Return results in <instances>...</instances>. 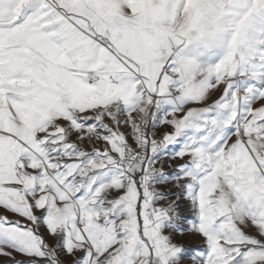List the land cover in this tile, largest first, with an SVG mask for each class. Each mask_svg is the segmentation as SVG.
I'll return each instance as SVG.
<instances>
[{"label":"snow or ice","instance_id":"6c2138e0","mask_svg":"<svg viewBox=\"0 0 264 264\" xmlns=\"http://www.w3.org/2000/svg\"><path fill=\"white\" fill-rule=\"evenodd\" d=\"M0 257L264 264V0H0Z\"/></svg>","mask_w":264,"mask_h":264},{"label":"crops","instance_id":"0c3cea01","mask_svg":"<svg viewBox=\"0 0 264 264\" xmlns=\"http://www.w3.org/2000/svg\"><path fill=\"white\" fill-rule=\"evenodd\" d=\"M0 261H3L4 264H6V258L5 257H0Z\"/></svg>","mask_w":264,"mask_h":264},{"label":"rangeland","instance_id":"374dc122","mask_svg":"<svg viewBox=\"0 0 264 264\" xmlns=\"http://www.w3.org/2000/svg\"><path fill=\"white\" fill-rule=\"evenodd\" d=\"M165 170H166V171L169 170L167 166L165 167Z\"/></svg>","mask_w":264,"mask_h":264}]
</instances>
